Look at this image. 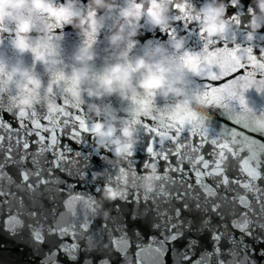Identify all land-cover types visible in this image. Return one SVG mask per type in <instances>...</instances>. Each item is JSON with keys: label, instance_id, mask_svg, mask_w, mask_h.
I'll return each mask as SVG.
<instances>
[{"label": "snow or ice", "instance_id": "6c2138e0", "mask_svg": "<svg viewBox=\"0 0 264 264\" xmlns=\"http://www.w3.org/2000/svg\"><path fill=\"white\" fill-rule=\"evenodd\" d=\"M229 5L237 8L228 17L238 27L225 31L223 39L209 40L204 55L215 61L209 64L211 75H196L192 86L196 99L203 101L207 110H220L231 126L210 132L208 112H194L187 106L185 112L191 118L183 122L174 118L175 110L152 106L147 114L137 110L134 122L141 142L129 146L128 155L134 174L143 177L152 171L157 185L152 192L134 187L115 200L135 205L130 220H146L153 233L145 236L140 229H132L131 237L137 241L134 264H162L161 256L167 251L174 254V264H241V259L242 264H252L245 237L264 242V111L257 115L245 98V92L253 87L264 93V33L249 36L247 25L241 22L242 16L254 12L251 5L246 13L240 3ZM175 22L189 37L204 35L197 26L190 27L193 22L186 17L177 16ZM175 29L173 25L164 33L171 38ZM248 40L253 42L250 47ZM241 49L248 55L237 62ZM32 53L39 58L36 48ZM225 57L231 63L223 62ZM5 113L15 124L3 119ZM98 126L85 106L74 103L68 92L57 97L54 112L43 107L22 111L0 105V222L13 234L26 230L37 249L49 243L42 264H61V256L69 264H94L92 253L110 250L118 253L124 264H133L128 259L133 246L129 217L118 203L99 211L97 194L103 186L95 183L96 172L88 180L89 163L74 175L81 187L94 184V192L69 194L57 203L64 191L59 187L64 181L57 173L73 175L64 164H77L79 158L90 161L92 155L106 161L107 153L113 152L111 145L97 137ZM85 137L92 141L87 153L61 145L67 139L81 148L89 147ZM137 150L146 157L142 164L135 159ZM73 155L76 159H71ZM161 162L162 173L158 170ZM74 202H79V207H74ZM60 206L66 211L60 212ZM97 217L102 223L94 228ZM115 233H120L119 238H114ZM197 250L199 256L193 259ZM81 253L85 254L82 261ZM98 264H112L111 257Z\"/></svg>", "mask_w": 264, "mask_h": 264}, {"label": "water", "instance_id": "95a60500", "mask_svg": "<svg viewBox=\"0 0 264 264\" xmlns=\"http://www.w3.org/2000/svg\"><path fill=\"white\" fill-rule=\"evenodd\" d=\"M69 2L73 10L78 13L71 19L70 23L58 24L54 17H49L47 14L41 16L34 13L32 15V27L28 32L20 33L28 44V48L23 51L15 46L16 22L5 21L3 25H0V63L6 66L5 72L0 73V105H10L22 111H31L34 108L43 107L54 112L57 108V97L68 92L74 103L79 102L85 106L88 117L102 125L103 131L106 132L109 128L114 129L111 136H103L96 132L97 137L101 141H106L113 149V152L107 153L108 159L106 161L101 160L98 155H92L90 161L79 158L77 164L69 162L63 165L70 169L73 175L57 173L60 180L64 181L59 185L64 191L58 198V204L66 199L69 194H81L85 191L94 192V184H89L86 188L81 187L78 178L74 175L78 168L82 170L88 163L90 164L88 180L91 181L92 172H96L93 179L96 180L95 183L101 186L110 183L114 187L123 189L125 195L129 194L134 187H140L147 191L146 186L154 185L155 189L157 185L155 174L149 171L143 177H137L128 155L132 150L129 146L134 147L141 142V133L137 123L134 122L138 119L137 110L147 114V109L152 106L158 109L167 108L171 111L175 110L176 105L188 102L187 106L192 111H207L211 116L210 132L219 131L222 126H231L220 110H207L204 105L198 103L199 100L196 99L192 81L200 73L211 75L209 64L215 61H210L209 57L204 55L205 46L208 45L209 40L214 42L216 39H223L225 31L238 27L236 22L228 17L234 14L237 8L229 5L232 0H189L192 5L191 14L193 16L197 15L206 3L223 4L226 7V13L223 17L226 24L225 31L212 37L204 33L203 37L198 39L195 33L190 37L187 36L186 32L181 30L180 23L175 22L177 16L185 18L174 7L181 0L168 2L167 21L163 30L160 26L154 25L146 15L138 20L124 18L121 15V10L127 7L128 0H100L99 4L96 0H53L56 6L65 5ZM136 3H141V0H136ZM239 3L243 6L245 13L249 5L254 9V12L245 14L240 18L241 22L247 25L248 35L255 36L257 31L264 33V11L258 7L259 0H235V4ZM143 6L145 10L148 8L147 0H143ZM90 12L94 13L93 19L96 22L94 33L91 31L87 19ZM22 13L25 17L29 15L26 10H22ZM82 19L84 23H81ZM191 21L193 25L190 27L195 28L197 26L198 29H201L198 21L195 19ZM173 25L176 29L173 30L172 37L169 38L164 32L173 29ZM61 28L63 31L59 32ZM54 29H58L57 32H54ZM178 40H183V48L179 51L173 47ZM255 42L257 45L261 43L259 37L256 38ZM252 43V40H248L247 46H252ZM158 47L161 49L159 52L157 51ZM33 48L39 51L43 59L33 55ZM185 50L199 56L198 71L185 70L183 74L165 73L167 82H171L173 87L182 90L180 94L167 92V82L165 87L160 89L146 90L142 88L140 82L147 75L145 68L131 71L129 83L124 87H121L119 81H113L112 90L109 91L101 83L105 77L111 74L112 68L117 64L135 68L136 62L140 58L148 65H154L164 58L172 59L173 63H177L178 58ZM247 55V51L241 49L236 55L237 62ZM223 62L231 63L228 57H225ZM245 62L251 61L245 60ZM33 65H35V69ZM14 67L21 71H27L29 75L41 81V88L37 90L36 99L30 107H18L15 84L7 82V75ZM74 72L84 73L78 85L79 95H75L73 90L71 78ZM177 76H181V79L177 80ZM19 79L20 75L17 73L14 80ZM49 86H51V92L47 91ZM245 98L249 107H252L257 115L264 111V93L257 92L253 87L245 92ZM3 119L11 120L15 124V120L6 113L3 115ZM125 127L132 130L131 137L122 135L121 130ZM85 139L89 147L81 148L80 144L72 143L67 139L62 140L61 145L68 144L74 151L82 150L87 153L91 150L92 141L88 137ZM100 147H103V144ZM101 151L103 152V150ZM71 159L76 158L73 155ZM135 159L141 164L144 163L146 157L142 150L135 152ZM152 167L149 165L150 169ZM163 167V162H161L158 166L161 173ZM122 179L124 183L121 182ZM97 200L98 209L102 212L106 211L105 207L110 203L120 204L122 211L129 217L130 237L133 228L140 229L145 236L153 235L146 220L138 219L135 222L130 220V213L135 205L106 200L102 197V191L97 194ZM74 207H79V202H74ZM143 207L144 205L141 203V209ZM59 211L64 212L66 210L60 206ZM0 221H2V217H0ZM101 223L102 219L97 217L93 227H99ZM119 236L120 233L114 234V238H119ZM131 241L133 246L129 249L128 259L132 260L134 264L133 254L137 241L135 237H131ZM245 241L248 245V255L252 264H264V242L248 237H245ZM108 242V239H105V243ZM49 249V243H45L40 249H37L26 230L19 234H13L6 230L3 223L0 222V264H42L44 253ZM91 255L94 264H98L99 260L104 257H111L112 264H124V260L119 254L112 250L96 252ZM198 256L199 250L193 255V259ZM84 257L85 254L81 253L80 260L82 261ZM60 261L61 264H69V261L63 256L60 257ZM161 262L162 264H174V254L167 251L161 256Z\"/></svg>", "mask_w": 264, "mask_h": 264}, {"label": "clouds", "instance_id": "9594fccd", "mask_svg": "<svg viewBox=\"0 0 264 264\" xmlns=\"http://www.w3.org/2000/svg\"><path fill=\"white\" fill-rule=\"evenodd\" d=\"M96 2L99 4L100 0H96ZM147 2L149 6L145 10L143 0H141V3H136V0H128V5L121 10V15L126 19L133 18L137 20L146 15L154 25L160 26L163 30L166 26V12L168 11V2H170V0H147ZM232 3L235 4V0H232ZM174 7L189 21L193 19L198 21L201 25L202 32L207 33L209 37L219 35L225 31L226 24L223 17L226 13V7L223 4L216 5L215 3H206L195 16L191 14L192 5L189 3V0H181V2L175 4ZM258 7L264 11V0H259ZM22 10H26L29 15L25 17ZM34 13H38L41 16L47 14L49 17H54L58 24L70 23L71 19L78 15V13L73 10L70 2L65 5L56 6L53 0H0V25H3L5 21L16 22L17 37L15 46L22 51L28 48V44L20 33H25L30 30L32 27V15ZM93 16L94 13L90 12L87 19L91 31L94 33L96 31V22ZM81 23H84L83 19ZM173 47L177 51L182 49L183 40L176 41ZM157 51L159 52L161 49L158 47ZM39 58L43 59V56L39 55ZM199 62V56L187 50L180 55L177 63H173L172 59L164 58L154 65H148L140 58L137 60L135 68H131L130 66L124 67L117 64L112 68L111 74L105 77L101 83L106 86L109 91L112 90L111 86L113 81H119L121 87H124L129 83L131 71H138L141 68H145L147 69V75L140 82V86L146 90L160 89L165 87L167 82L165 73L176 72L183 74L185 70L197 72ZM166 64L167 66H165ZM5 67L4 64L0 63V73L5 72ZM17 73H19L20 79L14 80ZM83 76V72H74L71 78L75 95H79L78 85ZM176 79L180 80L181 76H177ZM7 82L15 84L18 96V107H30L36 99L37 90L41 88L40 80L29 75L27 71H21L19 68L15 67L7 75ZM29 85H31V87H29ZM47 91H52L51 86L48 87ZM181 91L180 88L173 87L171 82H167V92L180 94ZM187 103L188 102L176 105L174 111L175 119L183 122L191 118L190 113L185 112ZM198 103L204 105L201 100H199ZM121 131L122 135L125 137H131L133 134L132 130L127 127L123 128ZM97 132L103 136H111L114 133V129L109 128L108 131L105 132L102 130V125H99ZM121 182L124 183L123 179ZM146 190L153 191L154 185L146 186ZM124 195L125 191L123 189L114 187L110 183H106L103 186L102 197L106 200L114 201L120 199Z\"/></svg>", "mask_w": 264, "mask_h": 264}]
</instances>
